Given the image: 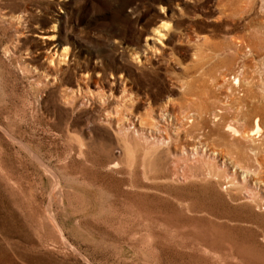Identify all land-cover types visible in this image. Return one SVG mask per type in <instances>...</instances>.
I'll return each instance as SVG.
<instances>
[{"label":"rangeland","instance_id":"obj_1","mask_svg":"<svg viewBox=\"0 0 264 264\" xmlns=\"http://www.w3.org/2000/svg\"><path fill=\"white\" fill-rule=\"evenodd\" d=\"M0 264H264V0H0Z\"/></svg>","mask_w":264,"mask_h":264},{"label":"bare ground","instance_id":"obj_2","mask_svg":"<svg viewBox=\"0 0 264 264\" xmlns=\"http://www.w3.org/2000/svg\"><path fill=\"white\" fill-rule=\"evenodd\" d=\"M55 27V26H54ZM54 29L55 28H50V30H47V31H54ZM159 32V35H163V33L160 31V30H158ZM155 35V34H154ZM42 38H44V39H47V40H53V39H55V33H51V32H46L45 34H43V35H40ZM157 41L158 40H154V45L153 46H155V44L157 43ZM44 43H47L46 41H44ZM227 76L225 75V78H226ZM227 79V78H226ZM235 79H237V81L239 82L240 81V76L239 75H237L236 76V78ZM225 80V79H224ZM236 81V82H237ZM230 128L235 132V133H238L239 131L237 130V129H235L234 127H232V126H230ZM261 130H262V126H261V124H260V121H259V118L256 120V122L254 123V126L250 129V130H244V131H242L241 132V134L244 136V137H251V138H253V139H255V136L257 135L258 136V134H260V132H261ZM55 222V221H54ZM56 226H58L59 227V225L57 224V223H54ZM60 228V227H59ZM59 230V229H58Z\"/></svg>","mask_w":264,"mask_h":264}]
</instances>
